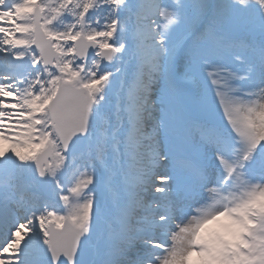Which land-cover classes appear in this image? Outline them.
Here are the masks:
<instances>
[{
	"label": "snow or ice",
	"instance_id": "snow-or-ice-1",
	"mask_svg": "<svg viewBox=\"0 0 264 264\" xmlns=\"http://www.w3.org/2000/svg\"><path fill=\"white\" fill-rule=\"evenodd\" d=\"M0 264H264V0H0Z\"/></svg>",
	"mask_w": 264,
	"mask_h": 264
}]
</instances>
